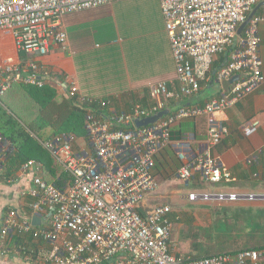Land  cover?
Instances as JSON below:
<instances>
[{
    "label": "built area",
    "instance_id": "2783aa9c",
    "mask_svg": "<svg viewBox=\"0 0 264 264\" xmlns=\"http://www.w3.org/2000/svg\"><path fill=\"white\" fill-rule=\"evenodd\" d=\"M118 0H0V35L11 37L17 54L12 61L0 56V107L13 85L42 86L47 68L37 57L47 56L65 39L63 18L95 10ZM259 0H160L165 31L170 41L178 89L169 91L164 83L150 88V102L134 103L128 112L95 115L91 105L108 107L79 95L73 82H66V97L86 106V137L64 133L41 140L31 134L51 155L60 169L53 180L44 178L40 162L28 160L19 166L21 179H28V210L20 214L5 209L0 225V243L8 238L30 236L39 242L42 264H264V249L244 250L193 258L174 253L171 245L172 210L167 204L146 206L147 197L158 184L153 174L154 156L172 145L171 127L177 122L207 117L206 138L199 152L189 138L173 144L181 163L177 177L188 184L198 176L210 186L238 184L239 180L211 150L226 134L218 116L264 84L259 56V24L264 13L254 15L240 36L237 28L247 19ZM228 53L226 63L211 74L212 60ZM239 80L203 106L182 105L198 94L201 83L215 79ZM178 103L171 107V103ZM163 110L168 115L154 124L136 127L135 122ZM259 122L251 119L241 127L243 137L253 136ZM261 160V161H260ZM264 158L251 156L247 167L260 165ZM262 182L264 173L252 172ZM2 180L0 174V182ZM188 199L236 203L264 201V193H190ZM50 214V215H49ZM49 215V216H48ZM47 219L32 226L31 218ZM16 251L31 260L36 252L17 245ZM35 258V257H34Z\"/></svg>",
    "mask_w": 264,
    "mask_h": 264
},
{
    "label": "crops",
    "instance_id": "0c3cea01",
    "mask_svg": "<svg viewBox=\"0 0 264 264\" xmlns=\"http://www.w3.org/2000/svg\"><path fill=\"white\" fill-rule=\"evenodd\" d=\"M257 13L263 14L264 8ZM63 30L66 39L61 46L54 47L47 56L33 58L47 68V83L56 90L57 101L66 97L68 86L65 83L73 82L79 95L109 103L101 115L107 117L114 112L130 111L134 103L148 106L151 101L150 88L154 84L164 83L169 91L178 89L160 0H118L95 10L70 14L63 18ZM258 33L264 76V22L259 24ZM0 56L12 61L25 57L16 53L7 33L0 35ZM227 58L228 53L215 57L211 63V74L220 69ZM201 84L198 94L184 99L182 105L202 106L231 85L229 81L224 83L215 79ZM176 104L172 102L171 107H176ZM0 108L25 127L39 113V106L22 85H13L8 90ZM218 118L227 131L221 143L211 150V155L220 157L239 180L238 184L219 187H229L226 192L264 193L242 188V185L249 186L245 184L248 180L258 185L264 184V179L260 182L251 178L252 172L260 170L264 173L263 163L251 167L245 165L248 157L264 158V84ZM251 119L259 121V128L256 134L245 138L241 127ZM207 125L208 118L199 117L177 122L171 127L172 145L164 147L154 156L153 174L158 188L179 185L199 190L202 183L198 184V176L188 184H180L177 173L181 163L173 144L189 138L191 150L199 152L206 138ZM13 157L14 147L0 135V225L5 209H15L22 214L28 210L30 202V198L25 196L30 187L28 179L20 178L19 168L10 173V159ZM178 193L181 190L174 189L170 198ZM150 199H156V195L148 196L146 203ZM17 245L26 248L27 252L37 251V255L26 260L22 253L16 251ZM39 245L28 235L8 238L0 243V264H42ZM42 247L44 253L47 248Z\"/></svg>",
    "mask_w": 264,
    "mask_h": 264
},
{
    "label": "rangeland",
    "instance_id": "374dc122",
    "mask_svg": "<svg viewBox=\"0 0 264 264\" xmlns=\"http://www.w3.org/2000/svg\"><path fill=\"white\" fill-rule=\"evenodd\" d=\"M199 182V185L201 183L203 184H201L199 190H195L192 186L183 187L179 185H175L173 188H157L154 192L156 199H150L146 203L148 206L162 203L168 204L172 213H174L176 220L172 222V232L170 237L174 253L182 256H204L211 251L213 253H221L224 250L229 249L230 245L247 247L261 243L262 240L258 234L264 232L263 219L261 222L262 230H260V228L257 227H247L245 222H243V224H236L230 220L229 217L233 216L235 212H240L241 214L239 209H242L243 214L252 215V219L257 214H264V201H242L236 203L215 201L192 202L188 199L189 193H218L229 190V187L222 189L219 186L204 185L203 182ZM245 184H248L249 186L242 185L243 189L264 192V184L258 185L259 183L256 184L250 180L245 182ZM251 184L254 185V187H252ZM174 189L181 190V193L175 194L173 198H170L171 192ZM183 195L186 196L182 197ZM226 218L228 220H226ZM254 224L257 223H253V225ZM205 234H210L212 236L211 238H208ZM218 236H224V238L217 239Z\"/></svg>",
    "mask_w": 264,
    "mask_h": 264
},
{
    "label": "trees",
    "instance_id": "16d2710c",
    "mask_svg": "<svg viewBox=\"0 0 264 264\" xmlns=\"http://www.w3.org/2000/svg\"><path fill=\"white\" fill-rule=\"evenodd\" d=\"M261 11L262 10L258 13ZM25 90L39 106V113L29 125L26 127L22 126L16 119L13 118V116L7 115L6 111L0 108V117L2 119L0 120V135L4 140L11 143L15 149V157L10 159V173L19 168L20 164H23L28 160H35L42 164L44 168V178L47 179V181H51L55 179L61 171L51 155H49V153H47V151L40 146L38 141L31 134L41 140L55 138L64 133L72 134L77 138L84 139L86 137L84 120L87 108L85 105H77L74 100L69 98H62L60 101H57L56 90L47 83V80L40 87L25 86ZM91 107L94 108L92 110L95 115H102V110L99 109L98 106H95V103H93ZM239 210L241 211V214L240 212H235L233 216L229 217L230 220L236 224H243V222H245L247 227L252 226L262 230L261 222L262 219L264 220V214H257L252 219V215L243 214L242 209ZM171 218L172 222L176 220L174 213H172ZM226 220L228 219L226 218ZM253 223L257 224L253 225ZM258 235H260L259 237H261L262 241L261 243L255 245L247 247L230 245L229 249H226L221 253H213L211 251L206 253L204 256L195 255L191 257L200 258L224 253L233 254L244 250L264 249V232ZM205 236L211 238L212 235L205 234ZM223 238L224 236L217 237V239Z\"/></svg>",
    "mask_w": 264,
    "mask_h": 264
},
{
    "label": "water",
    "instance_id": "95a60500",
    "mask_svg": "<svg viewBox=\"0 0 264 264\" xmlns=\"http://www.w3.org/2000/svg\"><path fill=\"white\" fill-rule=\"evenodd\" d=\"M261 8H264V0H259L258 3L254 6L253 10L251 11V13L247 16V19L237 28V36H240L242 33V30L246 27V25L250 22V20L253 18V16L257 13V11ZM214 75V74H213ZM239 80V76H233L232 78H230L229 80V84H232L234 82H237ZM168 110H163L161 112H159L158 114L151 116V117H146L143 118L141 120H137L135 122V126L136 127H145L151 124H154L158 121V119H161L162 117L168 115ZM50 215V214H49ZM48 215V216H49ZM47 221V219H40L37 216H33L31 218V225L32 226H40L41 224H45Z\"/></svg>",
    "mask_w": 264,
    "mask_h": 264
},
{
    "label": "clouds",
    "instance_id": "9594fccd",
    "mask_svg": "<svg viewBox=\"0 0 264 264\" xmlns=\"http://www.w3.org/2000/svg\"><path fill=\"white\" fill-rule=\"evenodd\" d=\"M256 15V14H255ZM214 75H215V73H213ZM212 74V76L214 77V75ZM211 80H214V78L213 79H211ZM233 84V83H232ZM237 104V103H236ZM203 106V105H202ZM256 120V119H255ZM258 121V120H257ZM259 122V121H258ZM259 128V127H258ZM256 134V133H255ZM250 138V137H249ZM221 143V142H220Z\"/></svg>",
    "mask_w": 264,
    "mask_h": 264
}]
</instances>
